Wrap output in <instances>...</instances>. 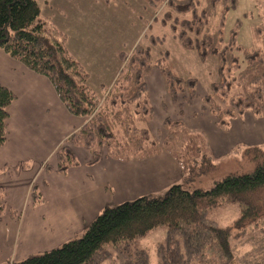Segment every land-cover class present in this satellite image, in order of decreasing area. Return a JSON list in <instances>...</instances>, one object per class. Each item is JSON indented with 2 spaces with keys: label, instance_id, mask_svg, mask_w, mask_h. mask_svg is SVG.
<instances>
[{
  "label": "trees",
  "instance_id": "16d2710c",
  "mask_svg": "<svg viewBox=\"0 0 264 264\" xmlns=\"http://www.w3.org/2000/svg\"><path fill=\"white\" fill-rule=\"evenodd\" d=\"M148 2L156 7L168 5L163 21L172 22L183 47L195 49L201 61L215 56L218 77L211 82L210 92L200 97L201 109L206 108L214 117L215 126L226 132L231 120L244 113L264 119V32L257 27L262 32L259 49L240 46L235 29L225 39L224 10L234 6L235 0H205L200 9L197 0ZM218 3L224 7L220 22L211 27L210 16ZM177 13H189V17ZM150 40L154 44L157 37L151 36ZM0 48L28 69L46 76L71 114L87 117L55 151V166L43 164L46 170L64 172L77 164L75 146L87 149L92 161L98 160L102 152L122 161L166 152L175 158L184 179L216 167L204 135L189 130L182 118L164 117L166 136L161 140L151 133L153 107L146 77L152 70L160 73L165 93L177 103L180 115L184 104H192L196 97L197 78L176 74L164 60L167 51L153 58L149 45L137 44L128 56L121 52L123 66L100 99L86 83L88 73L68 52L65 34L40 16L37 0H0ZM238 52L243 55L242 64ZM14 98V93L0 84V146L6 141L8 105ZM115 124L122 130L120 139L113 130ZM180 134L184 135V142L172 147ZM242 153L253 164L252 170L230 172L214 180L210 189H188L174 183L161 196L143 195L105 206L78 237L19 261L1 264H101L113 256L121 264H147V250L138 247L136 241L161 225L166 227V234L156 246L157 264H231L235 259V235L264 224V148L249 144ZM28 165L19 162L14 169ZM38 200L39 194L32 186L31 201ZM226 203H236L240 212L230 225L221 226L207 216V211ZM5 210L0 189V219ZM9 214L14 217L16 212L9 209ZM239 264H264V243L254 259L243 256Z\"/></svg>",
  "mask_w": 264,
  "mask_h": 264
},
{
  "label": "crops",
  "instance_id": "0c3cea01",
  "mask_svg": "<svg viewBox=\"0 0 264 264\" xmlns=\"http://www.w3.org/2000/svg\"><path fill=\"white\" fill-rule=\"evenodd\" d=\"M146 82L154 108L149 123L153 131L162 125L165 116L156 106L158 96L165 90L156 70L150 72ZM0 84L15 95L8 105L6 141L0 146V168L3 169L0 189L6 203L0 219V263L7 259L21 260L34 251L50 250L77 237L104 205L143 195H159L182 180L180 166L166 152L128 161L103 155L92 161L87 149L75 146L77 164L64 172L46 170L43 164L55 166V151L87 117L71 114L46 76L28 69L1 48ZM202 118L212 128L204 127L203 132L214 156L227 153L237 144L250 143L239 131L232 133L240 123L248 129L242 118L232 119L226 132L211 123L207 115ZM212 132L222 147L218 148L213 141ZM19 162L32 164L15 170ZM32 186L39 194L37 202L30 198ZM9 209L17 215L11 217Z\"/></svg>",
  "mask_w": 264,
  "mask_h": 264
},
{
  "label": "rangeland",
  "instance_id": "374dc122",
  "mask_svg": "<svg viewBox=\"0 0 264 264\" xmlns=\"http://www.w3.org/2000/svg\"><path fill=\"white\" fill-rule=\"evenodd\" d=\"M37 3L40 16L65 34L68 52L81 63L88 73L86 83L100 99L106 95L123 66L125 59L121 57V52L128 56L137 44L149 45L153 58L162 56L167 51L164 60L176 74L182 77L193 76L197 78L196 97L192 104H184L182 115L178 113L177 103L173 102L166 93L158 96V105L156 106L161 115L164 113L165 116H170L169 112L176 114V116L170 117L173 119L182 118L189 130L202 133L210 150L206 132L204 133L203 130H205L204 127L206 130L212 128L207 124L208 121L202 117L207 115L209 120L212 119L211 123H214L215 119L206 111V108L201 109L200 97L210 92L211 82L218 77L217 60L215 56H209L201 61L195 49H188L181 45L175 36L176 30L171 26L172 22L163 21L164 12L168 9L167 4L162 3L156 7L148 0H37ZM204 3L205 0H197V8L200 9ZM223 8L222 3L216 5L209 20L211 27L219 24ZM177 15L189 17V13L185 15L177 13ZM257 27H260L264 32V0H235L234 6L229 5L225 8L223 33L226 40L230 37L232 29H235L236 42L240 46L246 49H259L262 46V32H259ZM151 36L157 37L154 44L150 42ZM237 54L240 56V63L242 64L243 55L240 52ZM199 117L201 118L199 119ZM241 118L248 129H244L243 124L240 123L234 126L232 133L235 134V131H239L246 142L259 144L264 148V119L255 118L250 113H244ZM115 125L113 130L117 138L120 139L122 130L118 127L119 124ZM151 133L159 140L166 136V130L162 125ZM211 137L218 144V148L222 147L219 142L220 139L215 137L213 132ZM183 138L184 135L180 134L172 147L177 148L182 144ZM249 144L240 143L227 153L214 156L215 168L195 177L182 178L180 184L188 189L197 187L210 189L214 180L221 179L230 172L252 170L253 164L242 153L243 147ZM235 148L237 149L235 150ZM103 153L101 156L104 155ZM29 164L32 163L29 162ZM166 189L157 196H161ZM118 203L121 202L104 205L102 209L105 206H113ZM239 212L236 203H226L209 208L207 216L219 225L227 226L239 215ZM165 234L166 227L161 225L151 229L136 241L138 247L147 250V264H157L156 246L165 240ZM232 242L234 243L235 259L231 264H239V260L243 256L254 259L257 249L264 243V224L257 228L249 227L244 233L235 235ZM38 253L34 251L29 255ZM16 261L19 260L7 259L1 263ZM101 264L121 263L117 257L113 256L103 260Z\"/></svg>",
  "mask_w": 264,
  "mask_h": 264
}]
</instances>
